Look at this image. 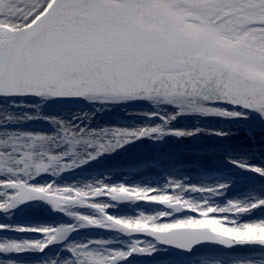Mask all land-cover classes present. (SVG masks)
I'll return each mask as SVG.
<instances>
[{"label": "snow or ice", "instance_id": "snow-or-ice-1", "mask_svg": "<svg viewBox=\"0 0 264 264\" xmlns=\"http://www.w3.org/2000/svg\"><path fill=\"white\" fill-rule=\"evenodd\" d=\"M0 264H264V0H0Z\"/></svg>", "mask_w": 264, "mask_h": 264}, {"label": "bare ground", "instance_id": "bare-ground-1", "mask_svg": "<svg viewBox=\"0 0 264 264\" xmlns=\"http://www.w3.org/2000/svg\"><path fill=\"white\" fill-rule=\"evenodd\" d=\"M121 116H124L123 112H120L118 115H101L100 117H98L97 122L100 124H107V123L133 124V123H135L134 118L125 117L123 120H121L120 119ZM185 123H186L185 121H181L178 126H183ZM146 147H147V145H145L144 143H140L134 148H129V150L126 152H121L119 155H114L112 157L107 158L101 164L97 165V167H98L97 170H86L87 171L86 174H81L80 172H78L76 174V178L77 179L87 178V179L91 180V179L97 177L100 172H102V171L105 172V169L107 168L108 163L113 162V160H125V161H131L134 163H139L143 159H148V158L155 159V158L159 157V155H160L159 152H156V151L150 152ZM134 163H132V164H134ZM156 168L161 170L162 175L165 177H167V173L169 171L173 172L176 176H179V177H184L185 173H187L186 178H191L193 180H200L202 175L204 174L199 168H197L195 166H191L188 164L182 165L179 162L175 163L174 166H170V165L167 166V164L164 166L156 165ZM126 172L129 173L127 170H126ZM126 172H124V176H126ZM112 176L115 177L117 181L124 179V178H122L121 174H119L118 176H114V175H112ZM161 176L157 177L155 179H151V180H143V179L135 180V182H151L153 184L162 183ZM105 178H108V175L105 176ZM69 179H71V177H69ZM205 182H207V181H205ZM125 210H127V209L124 207L119 208V211H121V212H123Z\"/></svg>", "mask_w": 264, "mask_h": 264}, {"label": "rangeland", "instance_id": "rangeland-1", "mask_svg": "<svg viewBox=\"0 0 264 264\" xmlns=\"http://www.w3.org/2000/svg\"><path fill=\"white\" fill-rule=\"evenodd\" d=\"M145 145H147V149L150 152H154L155 150L151 147V142L145 140L143 142ZM153 159H143L139 163H134L131 161H125V160H113V162H109L107 165V168L105 169V176L108 175L110 172L114 176H118L119 174L122 175V178L124 179H133L135 180H151L155 179L157 177H160L162 175V171L156 168V164L149 163ZM134 163V164H132ZM167 166H169L167 164ZM173 166V165H170ZM97 165H93L91 169L88 170H97ZM210 167V165H209ZM194 168V167H193ZM126 170L129 172L127 173ZM87 171L80 172L81 174H86ZM124 172H126V176H124ZM121 207H124L126 209L129 208L128 205H121Z\"/></svg>", "mask_w": 264, "mask_h": 264}]
</instances>
